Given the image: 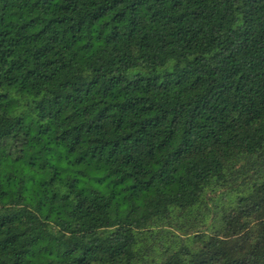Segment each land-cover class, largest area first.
<instances>
[{
	"label": "trees",
	"instance_id": "obj_1",
	"mask_svg": "<svg viewBox=\"0 0 264 264\" xmlns=\"http://www.w3.org/2000/svg\"><path fill=\"white\" fill-rule=\"evenodd\" d=\"M0 264H264V0H0Z\"/></svg>",
	"mask_w": 264,
	"mask_h": 264
}]
</instances>
